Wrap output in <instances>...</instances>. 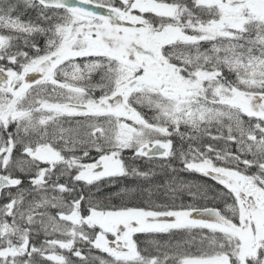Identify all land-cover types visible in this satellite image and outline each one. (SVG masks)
Wrapping results in <instances>:
<instances>
[{"label": "snow or ice", "instance_id": "obj_1", "mask_svg": "<svg viewBox=\"0 0 264 264\" xmlns=\"http://www.w3.org/2000/svg\"><path fill=\"white\" fill-rule=\"evenodd\" d=\"M0 264H264V0H0Z\"/></svg>", "mask_w": 264, "mask_h": 264}, {"label": "trees", "instance_id": "obj_2", "mask_svg": "<svg viewBox=\"0 0 264 264\" xmlns=\"http://www.w3.org/2000/svg\"><path fill=\"white\" fill-rule=\"evenodd\" d=\"M186 176L187 179H199V177L195 176V175H188V174H184ZM185 199H187V197H185Z\"/></svg>", "mask_w": 264, "mask_h": 264}]
</instances>
